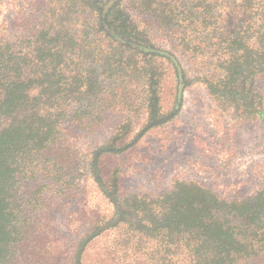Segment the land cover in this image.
I'll return each instance as SVG.
<instances>
[{"label":"trees","instance_id":"trees-1","mask_svg":"<svg viewBox=\"0 0 264 264\" xmlns=\"http://www.w3.org/2000/svg\"><path fill=\"white\" fill-rule=\"evenodd\" d=\"M134 15L150 16L168 37L178 31L180 38L169 39V50L158 48ZM94 24L98 40H77L59 20L42 24L26 42L9 39L0 24V264H81L86 245L104 230L81 241L67 239L53 228L50 216L79 193L72 167L80 163V130L98 126L95 105L114 83L123 95L105 102L104 111L125 109L128 84L140 92L133 93L135 98L126 96L131 102L125 110L127 123L89 161L99 190L114 205V218L106 225L137 219L139 229L158 240L171 260L179 256L189 264H264V174L242 197L176 181L157 198L134 195L120 201L117 179L107 188L98 178L102 154L128 150L149 130L178 115L183 92L193 80L173 51L193 54L199 30L206 46L207 39L215 42V54L196 81L231 120L264 122L263 98L256 87V80L264 78V0H100ZM168 77L173 103L161 114ZM142 115V127L120 146L132 119Z\"/></svg>","mask_w":264,"mask_h":264},{"label":"rangeland","instance_id":"rangeland-1","mask_svg":"<svg viewBox=\"0 0 264 264\" xmlns=\"http://www.w3.org/2000/svg\"><path fill=\"white\" fill-rule=\"evenodd\" d=\"M99 6L100 0H0V24L5 26L12 41L26 42L42 24L59 20L67 24L70 35L78 36L77 40L86 36L98 40L100 33L96 32L94 23L98 19ZM129 6L131 4L126 5ZM134 20L158 48L169 50V39L180 38L178 31L168 37V33L159 28L158 21L150 16L134 15ZM203 35L204 32H197L199 44L189 57L182 56L180 49L173 51L188 78L193 80L183 92L178 115L149 130L128 150L100 156V185L109 188L110 181L116 178L119 201L134 195L157 198L176 181L198 182L213 187L221 195L238 197L250 194L260 183L257 178L264 174V122L259 119L231 120V114L222 112L206 87L196 81V76L208 68L209 56L215 54L212 46L215 42L209 44L207 39L206 46V42L200 41ZM114 84L106 86L105 95L100 94V101L95 105L100 110L98 126L80 130V163L72 167L74 181L80 185L79 193L66 206L52 211L50 221L59 235L67 239L78 238L77 241L84 240L99 228L104 229L86 245L81 264H189L186 257L177 256L171 260L158 240L139 229L135 218L123 219L118 225H106L114 218V205L111 198L101 188L99 190L89 161L91 154L116 138V130L127 123L125 110L131 102H127L126 96L135 98L133 93L140 92L135 84H128V93L125 92L123 97L125 109L120 106L104 111L105 102L123 95H119ZM256 87L264 103V78L256 80ZM162 92L160 113L165 114L173 103L170 77ZM145 118L142 115L138 121L132 119L128 136L118 141L120 146L134 138Z\"/></svg>","mask_w":264,"mask_h":264}]
</instances>
